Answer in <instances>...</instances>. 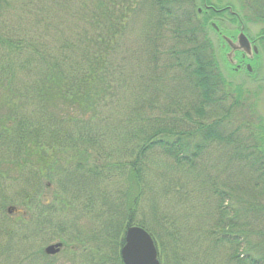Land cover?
Wrapping results in <instances>:
<instances>
[{
    "label": "trees",
    "instance_id": "trees-1",
    "mask_svg": "<svg viewBox=\"0 0 264 264\" xmlns=\"http://www.w3.org/2000/svg\"><path fill=\"white\" fill-rule=\"evenodd\" d=\"M200 5V0H0V179L9 177L0 188V264L16 254L26 264L42 259L52 264L43 249L27 252L44 229H64L53 218L56 205L70 201L56 182L68 194L86 191L72 197L100 213L93 220L100 229L93 251L105 254L106 262L123 264L124 230L134 224L138 207L150 202L158 182L164 201L171 190L176 201L197 196L196 208L215 203L208 234L215 245L230 244L234 264H264V255L253 258L240 250L257 242L248 239V226L261 228L257 237L264 245V207L256 201L227 203L240 185L244 194L259 187L264 195L263 117L250 93L220 71ZM212 146L219 154L210 152ZM156 154L173 163L166 167ZM211 156L220 157L214 178L204 176ZM226 162L233 181L221 178ZM26 172L36 186L24 178ZM16 182L35 187L36 201L11 191ZM17 198L28 216L21 222L6 207ZM162 207L155 217L172 234L181 216H168ZM29 213L32 226L25 225Z\"/></svg>",
    "mask_w": 264,
    "mask_h": 264
},
{
    "label": "rangeland",
    "instance_id": "rangeland-1",
    "mask_svg": "<svg viewBox=\"0 0 264 264\" xmlns=\"http://www.w3.org/2000/svg\"><path fill=\"white\" fill-rule=\"evenodd\" d=\"M194 1L196 2L197 0ZM261 1L262 0H255V3L261 4L262 3ZM256 106H257L258 114L264 115V92L260 95V98L258 99ZM220 149L221 148L219 147V150ZM210 152L219 154V152H216L215 146L211 147ZM155 158L158 160H164L166 167L167 166L170 167L171 164L173 163V161H171L170 159L159 157L157 154ZM210 158L212 159L211 161L213 163L204 169V176L208 178H214L217 177L214 170L216 167L215 163H218L220 157L211 156ZM222 162L224 165L225 161L222 160ZM220 164L222 163L220 162ZM226 165H227L226 172L224 171L221 174V178L222 175H224L229 180L233 181L234 174L230 168L231 167L230 162H226ZM30 167L34 169L36 168V165ZM7 172L11 176H14L15 174V170L12 169L11 170L9 169ZM24 176L25 179L29 180L31 184H34V186H36L37 181L33 180V177L29 172H26ZM20 177L22 178L21 175ZM57 177H58V172L56 167V178ZM115 177L119 178L120 182L123 184L122 176L119 177L115 176ZM38 178L40 179V174H38ZM8 184H9V177L7 175L4 177V179H0V188L2 186H7ZM11 185H12L11 187H13L11 191H13L14 193L15 192H20L22 194L26 193L27 195H31L32 198L30 199V201L33 200L36 201L35 199L37 198L38 190L35 187L33 189L32 186L25 188V186H23L24 183H20V182L12 183ZM159 186L160 184L157 182L155 189L150 191L149 193V197L151 199L150 202L145 201L143 202L144 207H138L135 214V222L133 223L135 224L139 223L145 226V229L150 232L151 236L153 235L159 253L158 258L160 260V264H234V262L230 258V252H231V248L229 249L230 244L225 242L223 244H220V246L215 245V243L212 242V237L209 236L208 234L209 227L212 226V224L214 223V219L212 218V215L215 213L214 210L215 203L210 205V208L209 206H207V209L203 207L196 208V206H200L199 198H197V196H192L189 200L182 196L179 199V201H176L177 194H175L174 191L171 190L167 192L168 198L166 201H164L165 192ZM58 187L59 186L56 182V190L64 195L66 203L70 201L69 205L62 206L64 208L56 205V209H57V212L55 214L56 219L53 218L54 220H56V225H62L64 226V229L61 231L59 230L58 227L48 228L47 231H45L44 229L42 235L37 237V240L34 242L33 244L34 247L31 248L29 252H27V256H29L30 253L33 252L36 253L37 251L44 249L49 244H52L56 241H61L63 243L66 242L67 247L64 249L65 250L64 252L47 257L48 261L52 264H89L91 262L90 257H92V264H121L117 259H110V263L106 262L103 259V257L106 256L105 254H103L102 257L100 253L93 251V249L96 248L97 245L96 239L98 238L99 236L98 234L100 231V229L98 230L95 228V225L93 224V220L99 217L100 213H96L92 211L91 207L88 206L85 199L81 198L80 200L79 198L74 199L72 197V196L83 197L85 196L86 191L80 193L76 189V191L74 190L72 191V194L71 193L68 194V192H63ZM244 187H245L244 185H240V189L233 192L234 199L231 201H227V203L233 206L234 205L244 206L245 204L252 205V203L256 201L261 207H264V195L261 194L262 190L259 187H255L251 189H246V192L244 194L243 192H241V190L242 191L244 190ZM86 188L88 189V187ZM158 189H160V191ZM42 191L43 190H41V192ZM160 194L162 197H164V199L160 197ZM43 196H44V192L42 193L39 199L40 201L42 200V204H43ZM18 201H19L18 198L15 199L13 204L12 202L7 201L6 207H8L9 205L16 207L17 210L19 211L17 213L18 215L17 221L21 222L23 221L24 217L27 218L28 216L26 213L27 211L24 209V206H21V203H18ZM162 205L163 206L165 205L166 207L163 208ZM161 207L165 209V211L163 212L168 216L169 215H171L172 217H174V215L181 216V220H180L181 222L172 223L171 225L173 228L171 229V232L173 231L172 234H166V230H164L161 226V224H166V222L161 223L160 221H158L157 217H155V214L161 212ZM38 209L43 210L40 206L38 207ZM34 210L38 211L35 208ZM34 210H32V213H34L33 212ZM210 210L213 212L212 215L210 213ZM32 213H29L31 214L32 218L31 219L28 218L29 221L26 222L25 225H29V226L31 225L30 223L34 219ZM152 215L154 220L152 219ZM58 221H64V223H60ZM94 221L97 222L96 220ZM12 222L13 224L16 223L13 220ZM75 224H79V225L75 226ZM261 224L264 229V224L263 223ZM167 226L168 224H166V227ZM245 229L248 239H254L257 242L255 243L253 242V240L249 242L250 250L247 248V243H244V245L241 246L240 250L242 251L243 249L248 251L253 258L264 255V245L261 244V238L257 237V235L261 233V228L252 229L248 226ZM78 230H80V232L82 233L81 238L76 237L78 234ZM27 234H29V232ZM92 234L95 237L94 243L90 242ZM73 239H78V240L82 239L85 240V242L77 244L74 242ZM103 240L105 243V239ZM84 246L86 248L87 253H82ZM70 247L71 249L73 248L77 249L78 254L74 257V259L72 258ZM102 248L104 249L103 245ZM233 251L234 249L232 250V252ZM16 255L11 256L9 260L7 259L6 264L27 263V261H25L24 263L22 259H18ZM242 257H244V253L240 254V258ZM6 258L8 257L6 256ZM83 259H89L90 262ZM37 262L40 264H47L46 259L37 260Z\"/></svg>",
    "mask_w": 264,
    "mask_h": 264
},
{
    "label": "flooded vegetation",
    "instance_id": "flooded-vegetation-1",
    "mask_svg": "<svg viewBox=\"0 0 264 264\" xmlns=\"http://www.w3.org/2000/svg\"><path fill=\"white\" fill-rule=\"evenodd\" d=\"M261 2L200 0L198 8L205 25L215 22L214 52L220 71L227 81L248 91L257 101L264 90V0ZM218 35L228 37L222 42Z\"/></svg>",
    "mask_w": 264,
    "mask_h": 264
},
{
    "label": "water",
    "instance_id": "water-1",
    "mask_svg": "<svg viewBox=\"0 0 264 264\" xmlns=\"http://www.w3.org/2000/svg\"><path fill=\"white\" fill-rule=\"evenodd\" d=\"M245 40L249 44L246 38ZM59 246V243L49 245L45 248V252L53 254L58 251ZM121 257L124 264H159L152 238L144 229L137 226L127 228Z\"/></svg>",
    "mask_w": 264,
    "mask_h": 264
}]
</instances>
